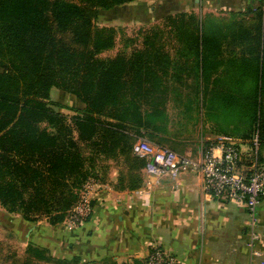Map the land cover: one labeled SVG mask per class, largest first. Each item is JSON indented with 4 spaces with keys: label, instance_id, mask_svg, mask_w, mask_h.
Returning a JSON list of instances; mask_svg holds the SVG:
<instances>
[{
    "label": "trees",
    "instance_id": "16d2710c",
    "mask_svg": "<svg viewBox=\"0 0 264 264\" xmlns=\"http://www.w3.org/2000/svg\"><path fill=\"white\" fill-rule=\"evenodd\" d=\"M131 1L0 0V205L7 211L65 222L101 156L122 159L115 190L139 189L147 165L133 153L139 137L186 152L170 129L169 100L189 122L205 107L210 121L234 117L223 132L233 125L242 138L258 133L264 163V0L245 8L247 22L167 15L144 32L141 47L102 57L119 31L99 25V11ZM174 42L194 64L173 62ZM53 88L84 108L64 114ZM49 259L31 246L20 264Z\"/></svg>",
    "mask_w": 264,
    "mask_h": 264
},
{
    "label": "crops",
    "instance_id": "0c3cea01",
    "mask_svg": "<svg viewBox=\"0 0 264 264\" xmlns=\"http://www.w3.org/2000/svg\"><path fill=\"white\" fill-rule=\"evenodd\" d=\"M255 1L134 0L104 11L114 13L122 7L142 8L138 11L142 15L140 19L135 13L134 19L122 17L117 23L112 19L107 24L115 27L132 20L140 23L162 20L163 23L167 15L180 12H195L202 18L210 16L223 22L233 18L247 22L249 18L242 13L250 4H257ZM200 8L205 14H199ZM175 44L167 48L173 62L182 66L194 64V57H180L179 46ZM169 104L172 119H177L173 116V111L177 110L174 102L169 100ZM201 122L209 123L212 132L219 136L229 132L237 139L230 130L219 131L212 121L205 120L203 112L194 113L193 122L189 123ZM256 135L238 137L244 151L251 150ZM180 137L188 139V136ZM184 150L192 152L190 147L185 146ZM178 184L179 187L174 188L172 182L163 181L143 194L138 190L116 191L111 186L100 185L93 194V209L85 222L72 227L66 222L58 225L27 222L29 238L42 240L46 248L61 257L80 256L83 262L99 264H132L144 258L151 245L157 243L171 249L180 264H264V195L253 226L244 203L209 197L203 189L201 175L195 179L194 174H184Z\"/></svg>",
    "mask_w": 264,
    "mask_h": 264
},
{
    "label": "built area",
    "instance_id": "2783aa9c",
    "mask_svg": "<svg viewBox=\"0 0 264 264\" xmlns=\"http://www.w3.org/2000/svg\"><path fill=\"white\" fill-rule=\"evenodd\" d=\"M253 148L255 152L249 158L236 138L221 135L216 141L200 148L195 156L192 152L179 153L168 146L139 137L133 145V153L147 159V165L144 183L137 189L138 193H149L163 181H170L177 188L179 179L186 172L198 173L209 197L244 203L254 226L257 207L264 195V163L259 162L258 158V136L253 141ZM99 186L96 180H89L85 184L79 201L65 220L69 227L87 220L93 209V194ZM142 259L146 264H180L172 250L160 243L151 245Z\"/></svg>",
    "mask_w": 264,
    "mask_h": 264
},
{
    "label": "rangeland",
    "instance_id": "374dc122",
    "mask_svg": "<svg viewBox=\"0 0 264 264\" xmlns=\"http://www.w3.org/2000/svg\"><path fill=\"white\" fill-rule=\"evenodd\" d=\"M258 3V0L255 1ZM127 8V9H126ZM142 8H139L137 12H135L134 7H122L115 11L114 13H108L107 11H100L97 23L99 25H107L111 23V20L114 19L115 22H118L119 18H126V20L134 19V14L139 15V19L142 17L140 12ZM200 8L199 14L203 13ZM215 11V9H213ZM137 15V16H138ZM162 20L153 21V22H138L137 20H132V22H124L121 25L117 24L116 27L118 29V37L116 46L104 53H102V57H113L119 51L130 52L135 47H141L143 41V35L146 30L155 26L161 25ZM52 99L57 103L56 108L63 112L68 116H72L75 111L73 109H83L84 103L78 99L75 95L68 93L64 90L53 88L52 90ZM175 110L173 111V116H176ZM208 110L205 107V120H209L208 118ZM237 116V114H236ZM187 117H184L182 114H179L176 121H174V126L172 127V135H174L177 140H180L184 144L187 143L186 147H190L192 153L197 156L198 149L202 146H206L209 141H216L218 136L216 133L212 132L211 125L209 123L203 124L202 122L198 125H193V123H189L186 121ZM212 123L219 131H224L225 128L229 127L230 122H235L234 117L232 121H227L224 116L218 118L217 120H211ZM238 121V118H237ZM188 124H185V123ZM232 130L230 132L237 137L239 135L238 129L233 125ZM258 134V133H257ZM188 136V139H182L180 136ZM231 136V135H230ZM257 136V135H256ZM181 138V139H180ZM250 146V145H249ZM252 147V146H251ZM189 150V149H188ZM247 157L253 154L254 148L249 151H244ZM250 158V157H249ZM95 168L93 169L94 176H90L89 180H96L99 184L111 186L112 189L116 184L120 170L123 168L122 159L118 157H106L101 156L94 163ZM194 174L195 179H198L199 174L194 172H186L185 174ZM87 183V182H86ZM85 183V184H86ZM84 184V186H85ZM83 190V189H82ZM117 191V190H116ZM82 192V191H81ZM68 218V217H67ZM66 218V219H67ZM27 221L21 214L12 213L7 211L0 205V264H20V261L27 255L28 249L31 246L39 247L45 249L47 251V255L49 256V260H42L40 264H61V260H72L74 257H61V254H57L54 251H50L46 248L40 240L37 241L33 236L31 239L29 238V232L27 231ZM39 222H43L45 224H50L48 217H41V219L31 222L33 225L38 224ZM31 237V236H30ZM37 241V242H35ZM69 255V254H68ZM64 255V256H68ZM80 264H99L98 262H83L82 259Z\"/></svg>",
    "mask_w": 264,
    "mask_h": 264
},
{
    "label": "water",
    "instance_id": "95a60500",
    "mask_svg": "<svg viewBox=\"0 0 264 264\" xmlns=\"http://www.w3.org/2000/svg\"><path fill=\"white\" fill-rule=\"evenodd\" d=\"M92 205H93V202H92Z\"/></svg>",
    "mask_w": 264,
    "mask_h": 264
}]
</instances>
